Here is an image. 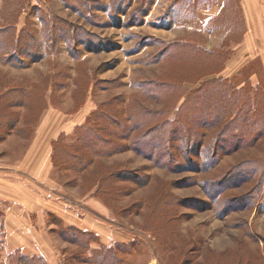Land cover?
Returning a JSON list of instances; mask_svg holds the SVG:
<instances>
[{
	"label": "rangeland",
	"instance_id": "374dc122",
	"mask_svg": "<svg viewBox=\"0 0 264 264\" xmlns=\"http://www.w3.org/2000/svg\"><path fill=\"white\" fill-rule=\"evenodd\" d=\"M248 1L259 22L243 0H0V162L38 121L56 131L57 201L108 233L84 249L48 211L47 245L14 249L0 211V264H264V4Z\"/></svg>",
	"mask_w": 264,
	"mask_h": 264
},
{
	"label": "crops",
	"instance_id": "0c3cea01",
	"mask_svg": "<svg viewBox=\"0 0 264 264\" xmlns=\"http://www.w3.org/2000/svg\"><path fill=\"white\" fill-rule=\"evenodd\" d=\"M241 4L247 7L251 21H260V8L253 14L248 8V0H243ZM251 4L260 7L264 0H252ZM254 32L251 28L246 30V33ZM57 135L56 131L48 132L38 121L22 156L13 164L0 162L1 223L5 244L12 246L11 248L24 250L25 247L38 245L40 239L47 245L43 214L48 211L57 213L69 224L82 230L101 232L102 238L108 234L99 222L87 219L82 214H74L61 201H57V183L51 176L54 169L51 159L52 143ZM90 204L103 208L102 204L95 200H91ZM108 241L111 239L108 238ZM39 254L44 258L47 255L50 257L48 248L40 250Z\"/></svg>",
	"mask_w": 264,
	"mask_h": 264
},
{
	"label": "trees",
	"instance_id": "16d2710c",
	"mask_svg": "<svg viewBox=\"0 0 264 264\" xmlns=\"http://www.w3.org/2000/svg\"><path fill=\"white\" fill-rule=\"evenodd\" d=\"M56 149H57V147H56V144L54 143V144H52V156H51V159H52V164H53V166L54 167H59V168H61V169H67V168H72V165H69L66 161L64 162V161H60V160H57V157H56ZM82 157H84V156H82ZM83 162H85V161H83V158L82 159H77L76 161H75V165L76 166H82L84 163ZM86 163V162H85ZM67 228H70L71 230H73L74 232H75V237H74V239H72V240H74V242H75V244H78V245H80L81 247H84V249H86L87 247H88V240H87V238H86V240L85 241H81V240H79V239H77V237L80 235V236H82V235H84V234H87V235H93V236H95V234L93 233V232H91V231H85V230H82V229H79V228H75V227H73V226H68ZM87 241V242H86ZM77 242V243H76ZM79 246V247H80ZM86 247V248H85ZM107 247V246H106ZM106 247H104V245L103 246H101V251H99V250H96V249H91L92 251H91V253H92V255L95 253V252H103V251H108V252H111L110 250H108ZM73 255V254H72ZM87 262V261H86ZM63 264H72V261H71V258H66V260H64V263Z\"/></svg>",
	"mask_w": 264,
	"mask_h": 264
}]
</instances>
